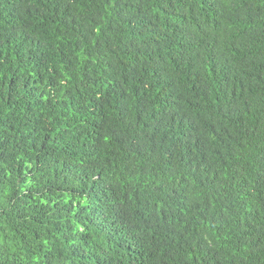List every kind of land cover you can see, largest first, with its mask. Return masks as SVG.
<instances>
[{
	"label": "trees",
	"instance_id": "trees-1",
	"mask_svg": "<svg viewBox=\"0 0 264 264\" xmlns=\"http://www.w3.org/2000/svg\"><path fill=\"white\" fill-rule=\"evenodd\" d=\"M0 264H264V0H0Z\"/></svg>",
	"mask_w": 264,
	"mask_h": 264
}]
</instances>
